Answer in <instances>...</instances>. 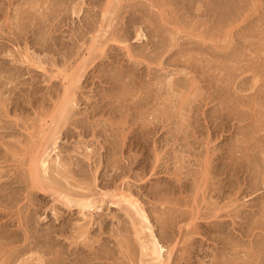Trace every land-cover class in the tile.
<instances>
[{"label":"rangeland","instance_id":"obj_1","mask_svg":"<svg viewBox=\"0 0 264 264\" xmlns=\"http://www.w3.org/2000/svg\"><path fill=\"white\" fill-rule=\"evenodd\" d=\"M155 262L264 264V0H0V264Z\"/></svg>","mask_w":264,"mask_h":264},{"label":"bare ground","instance_id":"obj_2","mask_svg":"<svg viewBox=\"0 0 264 264\" xmlns=\"http://www.w3.org/2000/svg\"><path fill=\"white\" fill-rule=\"evenodd\" d=\"M44 149H45V147H44ZM41 161H42V159H41ZM36 162V161H35ZM38 163V162H37ZM34 171V170H33ZM32 171V172H33ZM107 195V194H106ZM67 196V195H66ZM66 199V198H65ZM127 199V198H126ZM68 200H70V199H68ZM84 200V199H83ZM120 200V199H119ZM71 201V200H70ZM73 201V200H72ZM118 201V200H117ZM120 202V201H119ZM80 203H81V201H80ZM87 204H88V202H87ZM94 204V203H93ZM116 204V203H115ZM128 204V203H127ZM75 205H77V204H75ZM89 205H90V203H89ZM92 205V204H91ZM119 205V204H118ZM131 205V204H130ZM133 205H134V203H133ZM135 210H136V208H134ZM142 213V212H141ZM140 212H137V214H138V217H140V223H141V227L144 225L143 223L144 222H146V216H145V214H141ZM143 220H145V221H143ZM139 221V220H138ZM148 221V220H147ZM143 222V223H142ZM143 224V225H142ZM147 225V224H146ZM137 227V226H136ZM144 227V226H143ZM142 227V228H143ZM146 228H148L147 226H145ZM141 228V229H142ZM144 229H142V231H143ZM146 231H147V229H145ZM150 238V237H149ZM154 239V238H153ZM156 241V240H155ZM148 243H150V240H149V242ZM157 243V242H156ZM156 243H153V241H152V244H150L151 246H149V245H147V248H149V251L151 252V255L153 256V255H155V256H153L155 259H158L159 258V249L161 248L160 246H159V248L157 247V245H156ZM158 244V243H157ZM143 246V245H142ZM149 246V247H148ZM150 254V253H149ZM152 256H150L151 257V259H152ZM153 258V259H154ZM159 260V259H158ZM153 263V262H152ZM155 264H156V262H155Z\"/></svg>","mask_w":264,"mask_h":264}]
</instances>
